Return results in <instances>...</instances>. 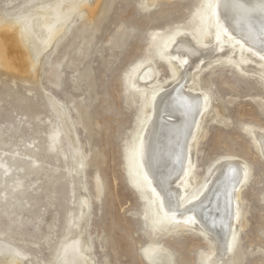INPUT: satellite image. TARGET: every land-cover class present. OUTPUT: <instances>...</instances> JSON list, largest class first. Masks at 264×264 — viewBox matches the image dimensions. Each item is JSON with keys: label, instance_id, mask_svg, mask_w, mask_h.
<instances>
[{"label": "rangeland", "instance_id": "rangeland-1", "mask_svg": "<svg viewBox=\"0 0 264 264\" xmlns=\"http://www.w3.org/2000/svg\"><path fill=\"white\" fill-rule=\"evenodd\" d=\"M9 3L0 0V14L10 12L20 1ZM95 3L96 0H89L94 11L82 10L81 20L72 16L69 24L76 26L66 36L62 32L55 39L40 57L34 74L0 66V133L7 142L0 145V161L9 167L8 173L7 167L1 170L5 175L0 176V212L27 213L31 218L18 229L23 236L14 239L15 245L28 253L19 264H39L52 256V243L30 224L32 218L56 211L52 230L55 240L63 210L70 209L73 216L77 215L81 195L87 200L86 206H82L84 219L71 236L82 232L88 245L85 251L94 264H150L143 257L142 248L149 245L154 229L147 226L142 215L144 202L139 190L132 186L126 161V144L138 130L137 114L142 103L135 94L127 100L124 78L147 54L152 56L162 81L172 76L169 66L158 57L160 48H149V40L154 30L165 35L185 26L196 27L200 0ZM81 25L86 32L76 39ZM193 34L198 36L195 31ZM79 48L84 54L81 61ZM198 83L208 92L210 106L204 118L206 133L199 145L197 173L203 178L215 161L226 156H236L249 164L251 176L241 203L246 226L238 237L239 255L234 256L231 264H264V159L241 129L242 125L264 128V109L258 107L264 101V82L256 76L238 74L231 65L215 64L201 72ZM49 99L59 101L70 120L82 158L80 167L70 152L57 162V158L40 155L45 134L36 131L53 121ZM219 107L225 125L217 122L222 119L216 116ZM12 155L18 163L24 161L34 168L41 165L37 168L53 175L52 187L48 186L50 193L47 178L29 172L26 165L18 167ZM17 178L22 179L19 188L13 187ZM95 182H100L99 195ZM49 196L53 197L51 209L47 205ZM8 224L0 214V230ZM147 232L151 233L149 237ZM155 241L174 252L175 264H198V255L205 249L202 237L189 231L174 236L160 233Z\"/></svg>", "mask_w": 264, "mask_h": 264}, {"label": "bare ground", "instance_id": "bare-ground-1", "mask_svg": "<svg viewBox=\"0 0 264 264\" xmlns=\"http://www.w3.org/2000/svg\"><path fill=\"white\" fill-rule=\"evenodd\" d=\"M14 1L18 0H9V4ZM19 1L10 12L3 11L0 14V66L28 74L35 73L40 57L55 39L62 32L66 36L76 26L69 24L73 15L81 20L82 10L90 13L94 11L89 0ZM243 2L245 7L251 9L257 0ZM232 4L233 0H200L199 13L195 16L198 19L196 27L185 26L165 35H160V30H154L149 48H160L158 57L169 66L172 73L167 80L160 79V72L150 54L141 58L125 73V97L130 100L131 95L135 94L138 102L142 103L137 114L138 130L133 140L126 144V161L132 186L139 190L144 202L142 215L148 221L147 226L154 229V239L142 248L143 257L150 264H175L174 252L155 241V236L160 233L174 236L189 231L201 236L205 249L198 255V264H231L234 256L239 255L238 237L246 226L241 203L243 189L251 176L249 164L236 156H226L215 161L203 178L197 173L199 145L206 133L203 128L204 118L210 106L208 92L199 87L201 72L215 64H227L242 76H256L264 82V59L261 58L264 37L259 36L264 17L259 11L245 16ZM85 30L84 25L79 26L76 39L84 36ZM78 50L81 61L84 54L80 48ZM59 63L56 61V64ZM49 106L53 121L46 128L36 131L45 134L40 155L44 158H57V162L70 152L75 163L82 166L78 143L64 108L59 101L51 99ZM258 107L264 109V101H260ZM216 116L222 118L217 119V122L226 124L222 107L216 109ZM34 117L38 120L37 115ZM245 126L242 125L241 129L257 154L264 159V128ZM2 135L0 133V145L7 143ZM30 153L27 154L30 156ZM31 156L35 157V154ZM12 160L18 163L14 155ZM25 165L29 167V172L47 178L50 183L46 188L50 193L53 175L37 168L39 165L34 168L24 161L18 163L20 168ZM6 167L8 173L9 167L0 161V176L5 175L1 170ZM16 180L13 187H21L22 179ZM95 188L99 195L100 182H95ZM52 198L49 196L47 201L50 209L54 206ZM78 201L77 215L73 216L70 209L63 210L59 234L55 240L52 238L56 221L54 209V214L32 218L30 224L37 227L40 235L52 243L51 258L39 264H94L85 251L88 245L82 232L71 236L73 229H79L84 219L82 206H86L87 200L81 195ZM2 211L0 214L9 224L0 230V264H19L28 253L17 247L14 239L15 236H23L18 229L31 218L26 212L25 215L16 211L15 214ZM146 235L149 237L151 233L147 232Z\"/></svg>", "mask_w": 264, "mask_h": 264}, {"label": "snow or ice", "instance_id": "snow-or-ice-1", "mask_svg": "<svg viewBox=\"0 0 264 264\" xmlns=\"http://www.w3.org/2000/svg\"><path fill=\"white\" fill-rule=\"evenodd\" d=\"M232 6L239 11L241 14L247 16L250 12L259 11L261 16L264 17V0H257L255 7L247 8L243 0H233ZM211 7V5H209ZM259 36L264 37V21L261 23V27L259 29ZM261 58L264 59V49H261ZM246 175V174H245ZM231 201V194H229V202ZM235 240V238H234Z\"/></svg>", "mask_w": 264, "mask_h": 264}]
</instances>
